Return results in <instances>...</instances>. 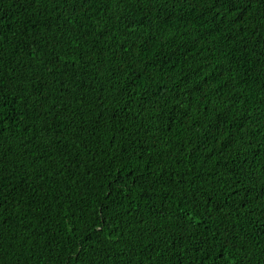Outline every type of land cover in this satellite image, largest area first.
Masks as SVG:
<instances>
[{"label": "trees", "instance_id": "16d2710c", "mask_svg": "<svg viewBox=\"0 0 264 264\" xmlns=\"http://www.w3.org/2000/svg\"><path fill=\"white\" fill-rule=\"evenodd\" d=\"M0 264H264V0H0Z\"/></svg>", "mask_w": 264, "mask_h": 264}]
</instances>
